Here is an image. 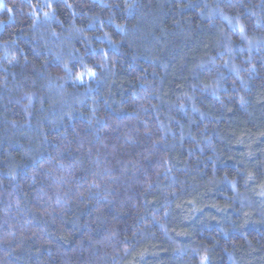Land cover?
Returning <instances> with one entry per match:
<instances>
[{"label": "trees", "instance_id": "16d2710c", "mask_svg": "<svg viewBox=\"0 0 264 264\" xmlns=\"http://www.w3.org/2000/svg\"><path fill=\"white\" fill-rule=\"evenodd\" d=\"M0 264H264V0H0Z\"/></svg>", "mask_w": 264, "mask_h": 264}]
</instances>
